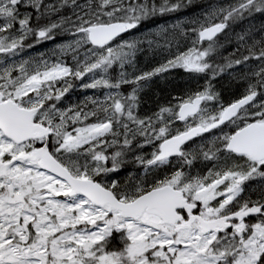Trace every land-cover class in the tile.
<instances>
[{
    "label": "snow or ice",
    "instance_id": "obj_1",
    "mask_svg": "<svg viewBox=\"0 0 264 264\" xmlns=\"http://www.w3.org/2000/svg\"><path fill=\"white\" fill-rule=\"evenodd\" d=\"M0 264H264V0H0Z\"/></svg>",
    "mask_w": 264,
    "mask_h": 264
},
{
    "label": "rangeland",
    "instance_id": "obj_2",
    "mask_svg": "<svg viewBox=\"0 0 264 264\" xmlns=\"http://www.w3.org/2000/svg\"><path fill=\"white\" fill-rule=\"evenodd\" d=\"M165 21H167V22H171V20L168 19V20L160 21V22H158V23H162V22H165ZM148 27H152V25H148ZM49 47H51V45L48 44V43H45L43 46L36 45V46L34 47L33 50H26V52H27L28 54H31V52H33V51H40V52H42V51H44L46 48H49Z\"/></svg>",
    "mask_w": 264,
    "mask_h": 264
},
{
    "label": "flooded vegetation",
    "instance_id": "obj_3",
    "mask_svg": "<svg viewBox=\"0 0 264 264\" xmlns=\"http://www.w3.org/2000/svg\"><path fill=\"white\" fill-rule=\"evenodd\" d=\"M158 23V22H157ZM149 25H151V24H149ZM80 93L78 92V91H76V92H72L71 94H70V96L72 97V98H79L80 97Z\"/></svg>",
    "mask_w": 264,
    "mask_h": 264
},
{
    "label": "trees",
    "instance_id": "obj_4",
    "mask_svg": "<svg viewBox=\"0 0 264 264\" xmlns=\"http://www.w3.org/2000/svg\"><path fill=\"white\" fill-rule=\"evenodd\" d=\"M168 17L163 18V20H168ZM163 20H157V22L163 21Z\"/></svg>",
    "mask_w": 264,
    "mask_h": 264
}]
</instances>
